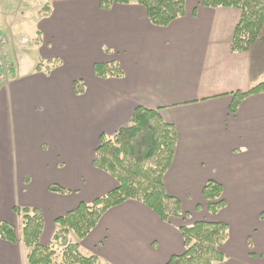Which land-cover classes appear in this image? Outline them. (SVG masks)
I'll list each match as a JSON object with an SVG mask.
<instances>
[{
	"label": "crops",
	"instance_id": "crops-1",
	"mask_svg": "<svg viewBox=\"0 0 264 264\" xmlns=\"http://www.w3.org/2000/svg\"><path fill=\"white\" fill-rule=\"evenodd\" d=\"M49 4L34 44L38 60L59 65L20 72L10 50L13 76L0 80V221L18 228L14 207L38 208L39 241L49 243L57 216L117 186L93 165L95 149L100 135L127 125L141 105L157 109L176 129L163 184L184 216L162 221L128 199L109 207L84 238L68 234L79 251L110 264H165L183 251L181 225L222 221L228 236L218 264H264V92L246 96L235 113L228 109L232 92L264 79V41L231 50L240 11L185 0L182 16L157 26L135 1H113L107 9L100 0ZM3 14L0 30L11 34ZM113 60L121 77L93 74L94 63ZM76 79L85 83L81 94L73 90ZM208 180L222 186L225 204L215 214L202 197ZM50 184L66 192L50 191ZM24 261L20 242L0 238V264Z\"/></svg>",
	"mask_w": 264,
	"mask_h": 264
},
{
	"label": "trees",
	"instance_id": "trees-1",
	"mask_svg": "<svg viewBox=\"0 0 264 264\" xmlns=\"http://www.w3.org/2000/svg\"><path fill=\"white\" fill-rule=\"evenodd\" d=\"M41 8V15L51 11L50 0ZM113 1L137 2L145 9L150 23L166 26L184 14L185 0H100L107 9ZM206 7L235 8L240 11L232 39L231 50L244 52L257 41H264V0H201ZM59 61H41L35 70L49 71ZM98 77H121L122 68L118 61L97 62L92 67ZM13 69L9 74L11 78ZM76 94L84 92L85 83L76 79L72 83ZM264 92V79L247 90L232 92L229 112L235 113L243 99ZM143 139V151L136 152L137 143ZM176 146V129L162 119L157 109L141 105L135 107L129 123L112 135H100L95 149L93 165L115 178L117 186L91 202H80L75 208L54 219L56 229L47 244L39 241L43 230V216L35 207H14L20 219L18 228L0 221V238L11 243L20 242L25 264H110L95 256L84 255L78 242L69 238L72 233L77 239L84 238L96 225L100 216L114 205L125 200L139 201L154 211L162 221L170 217H183L180 201L169 195L163 184V175L170 166ZM53 192H66L57 184H50ZM202 197L208 211L215 214L225 201L222 186L208 180L202 188ZM264 219V210L259 213ZM183 240V251L170 256L165 264H218L225 259L221 246L228 236V225L222 221L198 220L179 227Z\"/></svg>",
	"mask_w": 264,
	"mask_h": 264
},
{
	"label": "rangeland",
	"instance_id": "rangeland-1",
	"mask_svg": "<svg viewBox=\"0 0 264 264\" xmlns=\"http://www.w3.org/2000/svg\"><path fill=\"white\" fill-rule=\"evenodd\" d=\"M46 1L43 0H0V13L3 14V23L7 25H12L13 33H6L4 30V44L2 48V53L0 55L5 56V64L10 65V72L13 69L14 61L13 57H9L10 50L17 52V63L16 66L20 72H29L33 70L37 63H41L38 60L37 51L35 48V30L37 28V23L39 17L41 16V8L44 6ZM7 13V14H6ZM7 28V27H5ZM264 27L262 33H264ZM2 32V30H0ZM15 32V34H14ZM12 37V40L10 38ZM11 40V41H10ZM13 46H10L11 44ZM10 47V49H9ZM13 47V49H12ZM9 49V50H8ZM1 67V66H0ZM2 71L0 70V75ZM7 73L6 78L0 76V80L6 81L9 78ZM136 152L140 153L143 151L144 141L141 138L136 144ZM143 148V149H142Z\"/></svg>",
	"mask_w": 264,
	"mask_h": 264
},
{
	"label": "built area",
	"instance_id": "built-area-1",
	"mask_svg": "<svg viewBox=\"0 0 264 264\" xmlns=\"http://www.w3.org/2000/svg\"><path fill=\"white\" fill-rule=\"evenodd\" d=\"M3 32L0 31V47L2 44H4V36ZM0 53L3 54L2 48H0ZM6 56L0 55V70L2 71L1 75L2 77L6 78L7 73L10 71V65L5 64ZM9 74V73H8Z\"/></svg>",
	"mask_w": 264,
	"mask_h": 264
}]
</instances>
